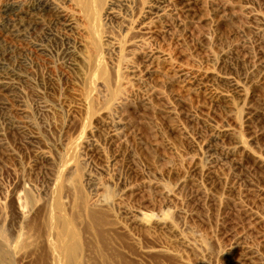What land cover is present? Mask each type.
Listing matches in <instances>:
<instances>
[{
	"label": "rangeland",
	"instance_id": "374dc122",
	"mask_svg": "<svg viewBox=\"0 0 264 264\" xmlns=\"http://www.w3.org/2000/svg\"><path fill=\"white\" fill-rule=\"evenodd\" d=\"M38 2L0 0V264L48 263V198L79 264H264V0Z\"/></svg>",
	"mask_w": 264,
	"mask_h": 264
},
{
	"label": "bare ground",
	"instance_id": "6f19581e",
	"mask_svg": "<svg viewBox=\"0 0 264 264\" xmlns=\"http://www.w3.org/2000/svg\"><path fill=\"white\" fill-rule=\"evenodd\" d=\"M42 2H43V0H39L38 4L42 3ZM94 6H96L95 3L93 4L91 2L90 3L85 2V8H87V9L92 7V10H94ZM95 8H97V7H95ZM106 13H108V12L106 11ZM95 15H96V11H95ZM96 67H97V64H96ZM98 67H97V69H98ZM93 74H94V72H93ZM48 202H49V198H48V200L47 199L45 200V203L47 205L46 206V213L44 214V215H46L45 230L42 234L40 233L41 235L37 239L39 242H42V245L44 248L43 250L46 251V257L48 259L47 264H79V241H78L77 235L73 231L74 229L72 230L64 224V221L61 217V214L56 209V207H53L54 202L51 201L53 206L49 205ZM25 205L27 206V203ZM43 205L41 206L42 208L45 207ZM55 206H58V204L57 205L55 204ZM35 207H36V205L32 204L31 207L29 208L30 211H33L35 209ZM20 210H21V213H20L19 218L25 219V217H26V215L24 213L25 211H22V209H20ZM41 227H43V226H41ZM39 228H40V226H39ZM33 238L29 237L24 242L26 244L30 245L33 242L37 241L36 238H34V239ZM40 246H41V244H40ZM41 248H42V246H41ZM41 251H42V249H41ZM43 255H44V253H43ZM47 259H46V261H47Z\"/></svg>",
	"mask_w": 264,
	"mask_h": 264
}]
</instances>
